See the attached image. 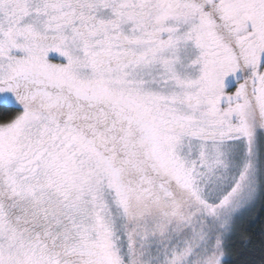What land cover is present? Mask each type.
Listing matches in <instances>:
<instances>
[{
  "label": "snow or ice",
  "instance_id": "snow-or-ice-1",
  "mask_svg": "<svg viewBox=\"0 0 264 264\" xmlns=\"http://www.w3.org/2000/svg\"><path fill=\"white\" fill-rule=\"evenodd\" d=\"M0 264H264V0H0Z\"/></svg>",
  "mask_w": 264,
  "mask_h": 264
}]
</instances>
